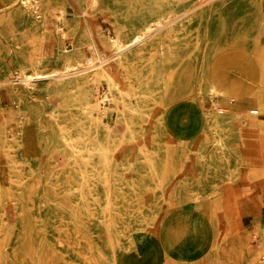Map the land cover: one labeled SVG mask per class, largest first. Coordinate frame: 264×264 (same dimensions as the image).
Instances as JSON below:
<instances>
[{
	"label": "rangeland",
	"instance_id": "374dc122",
	"mask_svg": "<svg viewBox=\"0 0 264 264\" xmlns=\"http://www.w3.org/2000/svg\"><path fill=\"white\" fill-rule=\"evenodd\" d=\"M0 264H264V0H0Z\"/></svg>",
	"mask_w": 264,
	"mask_h": 264
},
{
	"label": "crops",
	"instance_id": "0c3cea01",
	"mask_svg": "<svg viewBox=\"0 0 264 264\" xmlns=\"http://www.w3.org/2000/svg\"><path fill=\"white\" fill-rule=\"evenodd\" d=\"M250 215L249 212L245 216ZM159 239L162 248L173 258L190 261L200 257L211 242V229L204 211L194 205L170 211L161 224Z\"/></svg>",
	"mask_w": 264,
	"mask_h": 264
},
{
	"label": "bare ground",
	"instance_id": "6f19581e",
	"mask_svg": "<svg viewBox=\"0 0 264 264\" xmlns=\"http://www.w3.org/2000/svg\"><path fill=\"white\" fill-rule=\"evenodd\" d=\"M141 22V21H140ZM120 38V37H119ZM99 39V38H98ZM121 41V40H120ZM116 41L114 40V43H115ZM121 73V72H120ZM122 75V74H121ZM122 77V76H121ZM108 80V79H107ZM109 81V80H108ZM111 83H112V81H111ZM210 90L212 91V93H214V94H218V92L213 88V87H210ZM229 95V93H225V92H223L222 93V98H224V97H227ZM105 97V96H104ZM121 99V98H120ZM197 101V100H196ZM98 103V102H97ZM98 105V104H97ZM88 106V105H87ZM90 106V105H89ZM92 108V107H91ZM104 108V107H103ZM106 109V108H105ZM103 110V109H102ZM105 112V111H104ZM106 113V112H105ZM252 114H256V111H253V112H251ZM91 114V113H90ZM100 114V113H99ZM94 115V114H93ZM101 121V120H100ZM216 121V120H215ZM101 124V123H100ZM105 124H106V122H105ZM96 126V125H95ZM125 126V125H124ZM104 129V128H103ZM111 129V128H110ZM126 129V128H125ZM108 130V129H107ZM127 130V129H126ZM125 131V130H124ZM109 132V131H108ZM123 132V131H122ZM107 133V132H106ZM111 133V132H110ZM108 157V156H107ZM107 167V166H106ZM108 168V167H107Z\"/></svg>",
	"mask_w": 264,
	"mask_h": 264
}]
</instances>
